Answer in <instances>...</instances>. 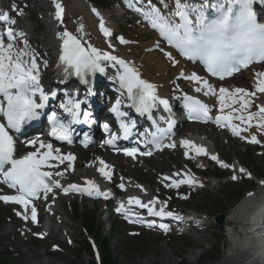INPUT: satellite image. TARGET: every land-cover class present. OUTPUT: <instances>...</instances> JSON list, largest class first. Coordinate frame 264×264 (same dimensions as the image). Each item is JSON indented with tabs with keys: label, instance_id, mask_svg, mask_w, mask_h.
<instances>
[{
	"label": "snow or ice",
	"instance_id": "obj_1",
	"mask_svg": "<svg viewBox=\"0 0 264 264\" xmlns=\"http://www.w3.org/2000/svg\"><path fill=\"white\" fill-rule=\"evenodd\" d=\"M264 3V0H260ZM56 7V18L60 20L63 14V7L59 2L54 0ZM165 8H168L166 0H161ZM256 0H200L192 3L190 0H174V9L170 10V15L162 14L161 10L154 6H149L147 10L136 7L135 11L141 13L146 20L151 23L154 29L167 42V44L177 50V52L189 61H199L212 77L224 80L234 73L247 69L255 63H264V23H260L254 4ZM129 7H133L129 4ZM95 12V9H93ZM99 15V13H96ZM0 21L6 22L8 27L5 34L0 35V184L6 185L7 188L13 189L16 195H0V201L4 203L17 204L22 207L24 213L30 211L32 223H37V209L33 201L48 199L54 189H61L65 194L71 192L87 194L88 196L104 197L107 199L110 195L108 192L100 191L94 181H85L87 187L81 188L76 184H70L63 187L57 179L53 177H62L61 171H51L58 168L59 164L67 162L66 167L72 168L75 157L71 154L62 155L59 148H54L51 143H45L39 139L30 140L27 146L32 149L27 154L17 156L16 141L11 133H20L22 127L34 120H38L42 111L50 98L56 97L55 92L50 95L45 92L40 78V65L36 61V54L29 51L27 41H24L22 49L16 47L18 39H23V32H16L12 28L15 21L10 20L9 16L0 13ZM100 31L105 37L112 35L111 31L105 27L103 19H100ZM83 32V27L79 30ZM6 35V40H5ZM61 39L63 40L61 63L64 65L66 75L75 74L83 78L86 74L97 72L104 73L105 68L102 62H109L119 65L123 72L119 75L120 87L127 92L128 100L131 101L127 107L135 109V112L141 116L148 115L152 119V109L156 107L157 102L162 104L166 111H171L168 101L160 99L156 94V86L141 79L137 70L119 59L115 55L107 52H101L96 47L82 40L81 37L64 31ZM121 43H127L121 38ZM111 47V45H109ZM158 47V46H157ZM169 60L175 65L178 63L171 53H165ZM45 67L47 65H44ZM181 78H186L195 82L198 87L197 92L203 91L205 96H217L219 102V111L214 120L209 115L211 109L208 105L191 96H185V108L191 113L190 119L201 122L212 121L219 127L228 128L234 136L241 139H247L249 143H260L255 135L250 138L242 136V132L256 128L261 134H264V104L255 105L257 111H250L254 106L253 97L257 93H264V71L255 73L257 77L255 91H247L243 88L229 90L221 87L218 92L208 80H202L196 74ZM80 101L69 100L61 104L60 107L64 112L71 116L68 123L62 122L56 112H52L47 117L52 125L51 135L60 141L71 143L70 128L72 124L80 122ZM121 101L117 100L112 111L118 118L127 116L126 112L120 110ZM225 109L230 111L227 114ZM88 113H84L85 122H87ZM163 119V117H161ZM234 121H239L235 124ZM253 121H256L253 124ZM153 124L155 121L153 120ZM174 122L168 121L167 128L157 126L156 134L152 136L150 143L160 146L161 139L167 138L173 130ZM108 131V126L105 125ZM120 127L127 138L133 128L136 127L135 121L125 123L121 119ZM117 139L115 135L106 141L111 145ZM183 147L189 151H194L197 156L208 155L206 149L197 146L189 140L181 141ZM175 147L174 144L168 145ZM43 150V151H42ZM136 149L125 152V155L135 157ZM151 155L150 152L142 153ZM188 156V152L185 153ZM210 159L219 164L222 168H228L227 163H223L215 155ZM58 161V164L52 163ZM103 167L100 168L101 174L111 180V174L104 169L103 161H100ZM235 171V170H234ZM244 169H239L244 173ZM179 175V174H176ZM248 178L251 179L250 174ZM170 177H164L169 180ZM233 180L238 176L233 175ZM195 182L194 177L188 175L179 181L172 180V187L180 185H192ZM168 186V185H166ZM202 186V185H201ZM123 189L124 185H120ZM249 196L253 194L248 193ZM129 205L146 209L149 217H159L161 219L170 218L175 221H182L184 218L174 215L171 211H165V206L158 210L155 207L159 203L157 199H152L143 203L139 198H130ZM124 214L125 219L133 222L128 212L124 211V205L117 209ZM21 215V213H17ZM25 220L28 215H23ZM264 220V217H262ZM135 222L145 223L137 216ZM152 227L153 223H147ZM165 232L168 231V225L161 223L159 225ZM264 243V241H262Z\"/></svg>",
	"mask_w": 264,
	"mask_h": 264
},
{
	"label": "rangeland",
	"instance_id": "obj_2",
	"mask_svg": "<svg viewBox=\"0 0 264 264\" xmlns=\"http://www.w3.org/2000/svg\"><path fill=\"white\" fill-rule=\"evenodd\" d=\"M5 1L6 0H0V3H5ZM36 1L41 0H28L25 3V6H32L33 11L36 13L39 20H33L31 22L27 21L25 23H29L32 28L39 29L38 33L33 32L29 35L30 38L38 40L44 37L46 33H44V25L40 22V19H44V13L38 11L39 6ZM49 7V5L46 6V12L48 13L50 11ZM26 13L25 18H27V15L31 16L34 14H32V11L31 13ZM103 13L112 19L111 24L113 25L115 32H121L128 42L132 43L131 45L129 44L131 52L137 51L143 53L144 45L146 43L153 42L148 41V39L151 38L149 32L142 29L133 17L121 16V13L116 7H112L107 11L103 10ZM121 51L124 54L126 53L128 56H134L133 54H129L130 51L128 50L124 51L121 49ZM151 53L152 52L147 55H144L143 53V55L148 57ZM144 56H140L136 59H141ZM171 67L174 68L175 66L172 65ZM191 128L194 127H189V129ZM200 129L201 135L206 137L208 141L210 140L215 143L216 150L228 163H233L235 161L242 163L244 162L242 161L244 157L247 156L248 153L253 152L252 156L255 158L257 165L264 168V150L261 151L258 148L244 146L243 143L231 140L226 137L224 133H219L213 128L203 127ZM186 131L188 130L183 129L179 131V134H185ZM260 139L264 142V136H260ZM91 151L92 150H89V152L80 153V155L78 154L79 159L77 162L79 163V168H81L85 163H89L87 162V159H92V154L88 157V154ZM177 161L179 164L176 163ZM111 162L118 164L117 159H113ZM180 164H182L180 156L175 153H171L136 165L141 168H138L139 170L134 169L130 171V169L125 168V171H122L117 168L115 172L117 178L125 177L127 178L126 180H131L135 185L137 184V187H143L146 191L154 193V195L161 193L162 203L167 205L170 202L171 194L167 195L163 193L158 187V176L162 173L171 171L174 167L179 169ZM108 167L114 168L111 163H108ZM226 173L229 174L228 172ZM196 179L199 180L201 184L198 185L196 187L197 189L194 191L199 188L206 190L197 194H193L194 191L191 192V190H188L185 192L183 197L186 199L188 194H192V198L189 201L183 204L174 196L172 204L176 210H185L187 215H190L191 212H198L200 214V222L203 221V218H206L204 221H206L208 228L205 230L202 229V231L181 232V237H178L181 233L177 232L173 236L160 238L144 231H135L130 229L118 221L109 222V214L106 213L104 215L102 213L106 208L103 204L92 206L89 203L83 202L81 204V201L79 202L75 200L72 204L69 203V205L71 204L72 211L69 210L70 207L68 204H61L63 209H65L68 213L70 212V217L67 220L69 225L68 227L70 229H66L62 233L63 235H69L68 240H66L67 243L54 237H51L43 242H38L33 240L32 237L23 236V232L19 230L20 224H18L15 218L11 215V209L0 206V256L3 257L6 255V252H9L15 259L12 261L13 264H25L26 257L28 256L37 261L42 258L41 262H51L53 264H88L90 259L87 255L83 254V244L87 242L86 240L89 237L86 235L82 227V223H80L77 218L81 217L83 214L90 213L93 215L95 221L96 233H100L101 237L105 239L112 249L114 264H179L182 259H185L187 264H216L218 259L225 253L230 256H233L234 253L233 250L229 251L226 248L228 239L225 236L224 230L218 228L213 223L212 215L223 209L230 195L236 194L242 188L243 182L224 185L223 182L225 181H220L218 187L216 188L215 183L209 178L204 179L201 176H197ZM260 179H262L261 181H264V176ZM227 180L229 179L227 178ZM204 181H207V184H203ZM76 199H79V197ZM74 207L79 209V214L73 212ZM197 223L199 222H196V225ZM4 229L6 231L7 229H12L14 232H8L6 235H2L4 234ZM200 235H203L207 240L201 243L197 242L195 239ZM54 245H57L60 248L59 252L53 251L52 246ZM34 250L37 254L43 253L44 250L48 254L45 255V257L39 254V256L30 254V251ZM216 250H219V255L214 260H211L210 257L214 256ZM196 254H200V256L205 258V260L202 263H200L201 260L197 263L195 260ZM166 256L169 257L168 260H165ZM34 264L38 263L34 261Z\"/></svg>",
	"mask_w": 264,
	"mask_h": 264
},
{
	"label": "bare ground",
	"instance_id": "obj_3",
	"mask_svg": "<svg viewBox=\"0 0 264 264\" xmlns=\"http://www.w3.org/2000/svg\"><path fill=\"white\" fill-rule=\"evenodd\" d=\"M48 1L49 0H41V1L37 2L39 9H41V10H39L40 12L46 11V4L48 3ZM52 1H54V0H52ZM56 2H59L61 4V6L66 7L65 13L63 16V18H64L63 19L64 29L72 31L74 34L81 37L83 41L90 43L92 46L96 47L101 52H107L111 55L117 56L119 59H123L126 63H128L129 65L134 67L142 77L147 79L149 82L153 83L156 86L157 92L159 94H161L162 96L169 97L172 100H174L175 95L178 93L174 92L171 87L175 86L177 84V82L179 81V79H184V78H181L180 73L183 72L184 77H188V76H191L192 74H194V73H191V71H189L190 67L188 66V64L178 61L172 52L167 51L164 48H161L160 46H158L156 40H154L153 42H150V43H146L147 45L146 44L144 45V48H143L144 52H146L148 50H151V52H152L151 55H149L148 57H145L144 56L145 54L143 55L142 52H137V51L131 52L130 45L129 46H123V47H117V46H113L112 44H109L106 40H103L102 38H100L98 36V34L96 33V20H94L89 15V11H88V9L86 10V5L84 4V0H57ZM166 3L170 4L172 7L175 6L174 0H166ZM28 9H31V8H28ZM34 16H35V18H34ZM101 18L104 19L107 23H110L112 20L111 18H108V17H106V15H103V14H101L100 19ZM46 19H47V17H46ZM33 20L34 21L39 20L35 13L27 19V21H29V22H31ZM25 22H26V20H22V22L18 25L12 24V28L16 32H23L24 33L23 38L26 39V41H27L29 51L34 52L36 54V61L40 65V69H39L40 75L45 77V78L46 77H52L54 75V71H52V69H51L52 66H50V68H49V63L53 59V53L55 50L54 35L59 34L60 29L57 27H54V25L51 21L43 20V25H44V29H45L44 33H46V34L44 35V37L36 40V39H31L29 37V35H31V33H33V32H39V29L32 28L29 25V23L26 24ZM0 26H2V25L0 24ZM81 27H83L82 33L79 31ZM111 28H112V26H111ZM142 28L144 29V27H142ZM109 45H111V47H109ZM23 47H24V45L18 46L17 48L22 49ZM155 48H157V51L155 50L156 52H153V50ZM121 49L124 51L125 50L130 51L129 54H133L134 56L132 57V56H128L126 53L125 54L122 53ZM165 53H171L172 57L176 61H178V63H176L174 65L173 61L169 60L168 57L165 55ZM140 56H144L145 58L143 57L141 59H136V58H139ZM44 65H47V66L45 67ZM104 65H105V67H110L113 64L109 63V62H105ZM170 65L171 66L174 65L175 67L172 68ZM256 72H258V71H256L255 69H251L250 71H246L245 73L239 75L237 77V79L227 82L226 83L227 85H224V87L228 88L229 90H231L232 88H234V89L235 88H243V89L248 90L250 92L255 91L256 81H257V77L255 76ZM170 74H172V75H170ZM202 80H204V79H202ZM190 82L193 85V87H192L193 90L198 87V85L195 82H192V81H190ZM212 83H214V82H212ZM212 86L214 87L215 85H212ZM252 99L254 101H257V100L264 101V96L257 93L256 96L253 97ZM254 123H256V121H254ZM259 134H261L260 131H258L256 128H252V129H249V131H247V134H245L244 137L250 138L252 135H255L258 139ZM184 139H186V138H184ZM210 142H211V144H209L207 141L204 142L202 140V142H196V143H198L197 145L204 147L206 149L208 155L210 156L212 148H213L214 152L216 153L215 143L212 141H210ZM107 153L108 152L106 150H101V149L97 148L92 153V155H91L92 159L90 161H88L89 163H85L82 167L80 166L81 168H79V163L77 162L78 156H76V159L74 161L75 169L73 170L72 174H69L66 172L61 177L62 178L61 179L62 186L68 187L69 183H72V184H76V185L80 186L81 188H83L84 180H91V181H94L95 183L97 182L98 184H100V189L102 192H108V193H110V195L112 192L115 193V191H113L111 189V180L104 179V176L100 172V168L103 167V165H101L100 161H103L104 165H105L106 162H109V161H112L113 159H115L113 156H110ZM191 153L194 154L195 152L191 151ZM70 154L73 155L72 153H70ZM218 158H219V160L224 159V157H222L221 154L218 155ZM125 162L130 163L127 160H125ZM231 167L233 170H235V175L243 176V177L248 176V173L246 170L244 171V173L239 172V169H241L242 167H240L238 164H234ZM104 170L106 171L107 167ZM167 174H169V175H167ZM164 175L171 176V172L166 173V174L164 173ZM161 177L162 176H160V180H161ZM65 178H68L69 181L65 180ZM119 183L123 184L124 187L127 188L128 193L140 194L145 199H146V197H148V194H147L148 192L142 191V193L141 192L134 193L135 189L132 187L133 186L132 183H129V182L124 183V181H120ZM195 184L196 185L200 184V182L198 180H195ZM131 191H133V192H131ZM77 197H79L80 201H82L83 197H85V194L79 193V195ZM74 199H76V198L69 196L68 198L63 199V201L66 203H71ZM89 203L92 205L95 204L94 201H90ZM97 203H100V201H98ZM260 207H261V205H260ZM261 211L262 212L259 214L260 216L257 217V218H260L258 220H262V217H264V207L262 208ZM69 213L61 207V201H59L57 203L56 207L53 209V216L49 218L50 224H51V229H50V234L48 236V239L51 237H54V238H59L60 241H64L61 236L63 235L62 233L66 229H70L68 227L69 225L67 222L68 218L70 217ZM263 221L264 220H262V222ZM188 222L189 221H185V225ZM224 224H233V221L225 220ZM193 229L196 231H201L200 228L196 225H194ZM8 232L12 233V232H14V230L7 229V231H6L4 229V234H2V235H6ZM261 233H262V238L264 240V225H263V230ZM195 240L197 242L201 243L203 241H206L207 239L203 235H200ZM240 244L244 248L252 249V253L250 255H248L249 259L259 258L262 256V254L264 252V245L261 244L258 240H255V241L250 242V243L246 240H243V241H240ZM226 248L229 251L233 250L234 255L230 256V255L225 253L221 258L218 259V262L216 264H233L236 261H238L239 259H242L246 256L245 254H241L237 250L236 247H233L231 242L226 243ZM30 254L37 255V256L41 255V256L45 257V255H47L48 253H46V251L44 250L43 253H41V254L38 253L39 254L38 255L37 252L34 250V251H30ZM28 257H26L25 264H34V261L38 264H53L51 262H41L42 258H41V260L37 261V260L31 259L32 257H30V256H28ZM168 259H169V257L166 256L165 260H168ZM195 260L197 261V263L201 260L200 254L195 255ZM61 264H63V263H61Z\"/></svg>",
	"mask_w": 264,
	"mask_h": 264
},
{
	"label": "trees",
	"instance_id": "obj_4",
	"mask_svg": "<svg viewBox=\"0 0 264 264\" xmlns=\"http://www.w3.org/2000/svg\"><path fill=\"white\" fill-rule=\"evenodd\" d=\"M95 4L103 6V3L100 0H92ZM246 164L251 167L255 174L258 176H262L264 174V168H259L258 165H256V161L254 159H252L250 156H246L244 158ZM234 199H229L228 202V206H231V204L233 203ZM84 225L88 228V231L90 234H94L95 233V224L93 222V219L89 218H84ZM98 246H99V251H100V264H114V258H113V253H112V249L109 246V244L101 237V235L98 233L95 237ZM84 252L87 254H90L89 248L88 246L85 244L84 247ZM219 254V252H216L217 256ZM12 257L11 254H6V256H0V264H11L12 262ZM88 264H94V262L89 261ZM180 264H185V262L183 261Z\"/></svg>",
	"mask_w": 264,
	"mask_h": 264
},
{
	"label": "water",
	"instance_id": "obj_5",
	"mask_svg": "<svg viewBox=\"0 0 264 264\" xmlns=\"http://www.w3.org/2000/svg\"><path fill=\"white\" fill-rule=\"evenodd\" d=\"M217 223L221 226L222 225V217L217 218Z\"/></svg>",
	"mask_w": 264,
	"mask_h": 264
}]
</instances>
